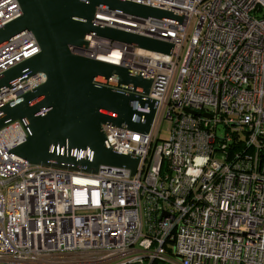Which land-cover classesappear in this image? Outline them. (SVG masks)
Instances as JSON below:
<instances>
[{
  "label": "built area",
  "instance_id": "1",
  "mask_svg": "<svg viewBox=\"0 0 264 264\" xmlns=\"http://www.w3.org/2000/svg\"><path fill=\"white\" fill-rule=\"evenodd\" d=\"M125 1L181 21L97 9L93 24L170 42L169 54L89 34L71 51L151 78L148 133L99 128L108 149L139 157L136 172L32 164L11 152L31 132L27 120L1 127L0 264H264V0ZM19 15L16 0H0V27ZM38 52L31 32L2 44L0 74ZM45 79L12 80L0 108ZM163 119L172 127L159 140Z\"/></svg>",
  "mask_w": 264,
  "mask_h": 264
},
{
  "label": "water",
  "instance_id": "2",
  "mask_svg": "<svg viewBox=\"0 0 264 264\" xmlns=\"http://www.w3.org/2000/svg\"><path fill=\"white\" fill-rule=\"evenodd\" d=\"M16 1L20 15L0 27V46L24 32H31L39 52L2 72L0 89L14 79H25L38 72L44 73L46 79L23 93L14 105L0 108V128L25 118L31 131L11 152L32 164L84 173L115 167L128 169L133 175L139 157L108 149L99 128L100 124L111 122L134 132L148 133L157 103L143 96L150 92L152 80L120 65L73 54L71 49H85L84 37L89 34L163 54L172 50V43L164 40L93 24L97 9L176 22L181 18L125 0ZM98 78L106 81L115 78L118 84L116 88L99 84ZM121 84L127 88L123 89ZM136 103L147 112L137 110ZM184 111L199 115L188 108ZM56 145L89 148L94 157L75 158L50 152V146Z\"/></svg>",
  "mask_w": 264,
  "mask_h": 264
},
{
  "label": "rangeland",
  "instance_id": "3",
  "mask_svg": "<svg viewBox=\"0 0 264 264\" xmlns=\"http://www.w3.org/2000/svg\"><path fill=\"white\" fill-rule=\"evenodd\" d=\"M171 127L172 122L168 119H163L160 122L159 132L157 133L159 140L166 139L169 136Z\"/></svg>",
  "mask_w": 264,
  "mask_h": 264
},
{
  "label": "trees",
  "instance_id": "4",
  "mask_svg": "<svg viewBox=\"0 0 264 264\" xmlns=\"http://www.w3.org/2000/svg\"><path fill=\"white\" fill-rule=\"evenodd\" d=\"M157 139H158V138H157ZM153 146H154V144L152 143L151 146H150L151 150H152V147H153ZM151 150H150V151H151ZM162 165H163V163H162Z\"/></svg>",
  "mask_w": 264,
  "mask_h": 264
}]
</instances>
